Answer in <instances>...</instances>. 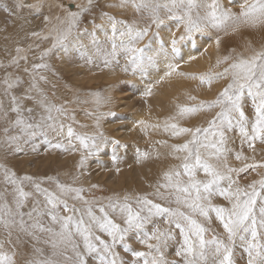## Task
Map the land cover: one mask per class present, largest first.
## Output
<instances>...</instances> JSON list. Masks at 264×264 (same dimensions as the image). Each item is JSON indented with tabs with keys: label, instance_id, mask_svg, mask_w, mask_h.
Returning <instances> with one entry per match:
<instances>
[{
	"label": "snow or ice",
	"instance_id": "1",
	"mask_svg": "<svg viewBox=\"0 0 264 264\" xmlns=\"http://www.w3.org/2000/svg\"><path fill=\"white\" fill-rule=\"evenodd\" d=\"M98 3L99 0H87L86 5H76L77 11L67 9L63 18L57 17L58 26L45 37L51 38L52 47L41 54V61L58 46L67 52L68 43L74 42L80 58L89 64L95 57L105 67L119 66L123 58L126 63L122 70L135 71L155 63L154 57L147 55L150 45H139L149 37L153 26L159 30L165 20L174 21L176 26L170 38L173 60L180 58L178 44L191 39L194 33L264 26V0H243L239 13L225 8L221 0H118L105 3L104 7L130 9L135 14L132 21L117 19L102 10L101 23L96 24L93 17V31L85 30L90 37L89 45H85L80 40V25ZM28 7L39 10L38 5ZM4 11L12 14L8 7ZM149 39L158 41L157 56H169L157 33ZM219 42L217 39V45ZM21 51L16 49L10 66L19 67L21 60H27L19 55ZM221 63L227 65L223 72L199 77L201 84L226 81L216 98L195 107L178 106L181 117L218 109L207 126L179 127L166 121L163 130L170 138L185 137L182 143L157 141L169 149L163 158L176 163L169 164L149 184L151 194L115 193L107 197V204H101L98 198H86L84 194L90 189L75 186L86 175L91 159L96 158L98 167H103L99 157L109 146L113 168L117 174L121 171L117 153L124 145L100 130L103 114L95 116L96 130L91 134L78 133L71 124H65L74 117H69L63 106L52 103L39 87V82L46 80L39 71L48 68L45 63L33 65L29 86L19 94L12 90L22 84L20 77H5L4 99H0V150L5 156L25 153L27 148L36 152L39 141L45 150L78 155V174L72 184H63L55 177L37 180L17 176L12 169L0 165V264H264V172L258 171L264 168V162L257 163L253 158L252 163L242 167L229 164L234 151L230 134L238 135L241 148L247 145L252 152L257 143L264 145V42L256 47L249 41L242 52L225 56L217 61V66ZM167 67L165 76H170L179 65L169 63ZM147 95H151V87L145 92ZM247 102L251 117L245 111ZM139 126L147 134L149 125L140 121ZM153 158L160 160L162 154L136 153L137 164ZM235 159L247 161L248 157L236 152ZM249 171L256 172L259 178L241 184ZM46 183L51 187L43 186ZM26 187L32 190L26 191ZM96 188L98 185H91V189ZM217 197L226 203L215 204ZM29 199L32 207L25 212ZM213 216L222 231L211 226ZM160 221L168 227L161 228ZM174 230L181 237L175 250L178 259H168ZM132 241L145 250L133 247ZM121 249L129 258L121 254Z\"/></svg>",
	"mask_w": 264,
	"mask_h": 264
},
{
	"label": "rangeland",
	"instance_id": "2",
	"mask_svg": "<svg viewBox=\"0 0 264 264\" xmlns=\"http://www.w3.org/2000/svg\"><path fill=\"white\" fill-rule=\"evenodd\" d=\"M6 1L13 7H16L18 3L17 0H0V33H4L8 29L13 30L11 27V21L14 15H10L9 13L4 11V4L7 3ZM46 1L47 0H45V2ZM54 1L55 4L40 3L38 11L35 8L28 7V5L25 4H23L24 6L19 8L16 7V9L19 10L18 13L26 12L27 10L29 14L35 15L36 18L32 20V26L30 25L26 29H24L23 26H19V28L16 30L19 32V35L17 37L19 41H16L17 43L15 42V45H26L28 42V47L22 48V51L19 53L20 56H25L26 53L27 60H21L19 63V67L9 65L5 66L3 65V62L0 61V99H4L3 80L5 77H9V79L20 77V79L22 80V84L20 85V87L12 90L14 94H19L29 86V82L31 80L30 73L32 72L33 65L38 63L47 64V69L39 70L40 74H43L46 77L45 81L39 82V87L45 92L52 103L57 106H63L67 110L69 117H74V120H66L65 124H71L74 130L78 133L91 134L96 130L95 116L103 114L99 122L100 130L103 131L106 136L117 139L122 145H124L123 148L119 149L120 152L118 150L119 156L121 157V163L119 164L121 171L119 172V174H117L114 170V174L116 173V177L113 179V182H109L110 177L113 175V170L109 168L108 163V161L110 160L108 154L111 155V147L109 146L104 152L100 154L99 157V163L102 164L103 167H98L96 158L91 159L89 161V167L85 170L86 175L81 176L80 179L75 182V186H82L85 189H90V191L85 192V197L88 199L98 198L101 204H107V197L112 196L115 193H120L121 195H123L125 192L151 194L153 189L149 187V184L154 183L162 170L169 164H172V162L176 163V161L163 158V154L167 153L169 149L157 143V140L159 141L160 139H162V141H167L168 144L177 142L182 143L185 140L184 136L178 138H170V134L166 133L163 130L165 122L167 121L169 123H176L179 127H206L208 120H210L214 116L215 112L218 111V109L198 111L189 116L181 117L178 115V106H175L177 108L173 110L174 113L172 112L171 115V112H169V115L171 116V118L169 119H163L162 115L160 114L152 115L146 112L138 119L133 120L134 122L132 123L125 121V119L123 118L118 120L119 117H128L129 115L134 114L132 112L134 108H123V104L126 102L125 100L129 99V97L131 96V81L128 78V74L133 73V71L130 69H128V71L122 70L123 66L126 63L124 59L120 60L119 66L113 64L112 66L105 67L103 61L95 57L93 58L94 62L89 64L85 60L80 58V51L66 53L62 51V47L58 46L57 48L52 49L51 52H49V54L44 57L43 61H41V54L52 47L51 38L46 39L45 37H49L50 32L58 26L57 17L63 18L66 15L67 9L77 11V4H87V0ZM29 2H34L33 4L29 5H38V0H31ZM105 3H118V0H99V3L93 9V11L84 17L83 22L80 25V32L82 30H86L87 33H91L93 31V17H95V23L99 24L100 19L97 16L102 10L108 12L110 15H113L116 18H120L128 22L132 21V18L135 14L130 9L127 11L121 9H110L104 7ZM221 3L225 8H230L233 13H239L240 11L239 5L233 7V5L228 2V0H221ZM238 3H243V0L238 1ZM61 5H63V7H61ZM19 16L16 15V17ZM45 17H47V20L45 19ZM174 27L176 30L175 25ZM156 31L157 29L155 28V26H153L151 32L149 33V37H151L152 33ZM86 32H83L81 36H83L87 40V42H90V37L86 34ZM33 33H36L37 36L33 35ZM14 35H16L15 32L13 33V36ZM73 35H75V33ZM200 35L202 37H205L206 40L208 39L209 45L207 44V50L208 52H212V57L207 64L200 66L195 72L191 73V75L188 76V79L183 78L185 80L183 81V86L179 85L180 87H177V89L179 90H176L175 93L171 94V96H175L173 97V100H176V103H182L181 106L184 107H195L200 105L201 103L207 104L208 102H211L216 98L219 91H221L223 87L226 86V81L223 79L213 81L212 84L215 87H219L220 85V89L216 91V95L214 94V97L210 96L209 93L207 94V92L205 91H199V88L197 86V84L200 82L199 77L215 76L217 73L223 72L224 68L227 65L221 63L219 64V66H217V61L222 60L229 54L235 55V53L237 52H242L244 50L245 44H247L249 41H252L254 43V46L259 47L260 43L264 42V26H260L257 28L242 26L237 31H232V29L230 28L227 32L209 29L204 32L194 33L191 40H197V37H199ZM1 37L2 36L0 34V39ZM217 39H219L220 41L219 45H217L216 43ZM193 41L187 42L194 45L195 43ZM15 50L16 48H14L13 51L9 50L12 54L11 58L17 55V52ZM88 54L90 55L91 51H89ZM2 55L10 57L5 49L0 48V58L7 59L1 57ZM60 55H63L64 57L66 56V61H64L65 66L60 61ZM147 55H152V53L147 52ZM6 68H8V70ZM3 69L7 70L6 72H4V74L2 72L4 71ZM25 69H27L28 71H25ZM102 70L104 71V73ZM118 70L120 73L118 72ZM193 77H196V79H193ZM162 80L163 79L155 82L154 85L156 86V88L165 87ZM187 82L189 83L186 84ZM187 85L189 87H187ZM121 92L123 93V95H120L122 94ZM192 92L194 95L191 94ZM196 92L197 94H195ZM128 93H130V96ZM168 99H170V97H168ZM4 102L5 105H7V100H5ZM156 111H160V109H156ZM245 111L251 117L250 114H252V110L250 102L246 103ZM173 117L174 119H172ZM110 120H112V126H109ZM140 121H144L146 125H149L146 130L147 134L141 131V126H139ZM152 125H159V127L154 128L151 127ZM123 127L128 130H132H129L127 134H123ZM117 129L119 132L116 131ZM118 133L119 135H117ZM125 135L128 137H125ZM137 135L139 136V138H137ZM230 135H232V139H234L233 147L230 145V147H232L234 150L232 155H230L229 157V164L231 166L242 167L244 163H252L253 158L257 163L264 162V145H260L259 143H257L255 145L256 151L252 152L248 149L247 145H244L243 148H241V143L238 135ZM0 136H2V132ZM37 144L38 150L36 152H33L30 148H27L25 153H21L20 155L17 154L16 156L11 153L5 156L3 150L0 151V165L7 166L13 171L16 170L15 173L17 174V176L22 177L27 175L32 176L37 180H46L48 177H55L59 179L63 184H72L73 177L78 174L75 167L78 155L61 153L59 150H45V145L41 144L39 141H37ZM132 150L134 151L135 155L137 151L149 152L152 153L153 156L156 152H159L162 154V158L160 160H156L153 158L144 161L143 164L146 167L150 168V172H145L144 167L143 171H141V164H137L136 161L133 162L128 159V153ZM106 151L108 153H106ZM236 152H242V154L244 153L243 156L248 157V160H236ZM12 159H14L15 161H13ZM18 160H20V162ZM13 166H15L14 168L17 169L12 168ZM26 166H30L29 170H27L28 168L26 169ZM22 168H25V171H23ZM137 169L139 170V173L135 171ZM258 171L264 172V168L258 169ZM243 175L245 174H242V176ZM246 175L247 180L241 179V184H246L253 179L259 178L256 172L249 171ZM92 184L98 185V188L91 189ZM43 186L51 187V185L47 183ZM2 187L3 186L0 185V190H2ZM25 190L31 191L32 189L26 187ZM149 198L155 200V197L151 195H149ZM8 200H11V196H8ZM213 202L218 205H224L226 203L219 197L215 198ZM69 203L72 202L69 201ZM31 207L32 200L29 199L23 211L27 212ZM172 207H175V205H172ZM113 219L116 218L113 217ZM116 222L119 223L120 221L117 219ZM159 226L161 228L168 227L162 221L159 222ZM211 226L217 231L222 230L218 228L214 216ZM180 241L181 237L179 235V231L174 230V239L170 241L169 248L167 250L168 254H173V258H170L169 256L168 259H178L176 256H174V251L179 247ZM132 243L133 247H136L138 250H145L142 249L139 244L135 243V241H132ZM120 251L122 255H125V258H129L126 254L123 253L122 249ZM238 264H243V261H239Z\"/></svg>",
	"mask_w": 264,
	"mask_h": 264
},
{
	"label": "bare ground",
	"instance_id": "3",
	"mask_svg": "<svg viewBox=\"0 0 264 264\" xmlns=\"http://www.w3.org/2000/svg\"><path fill=\"white\" fill-rule=\"evenodd\" d=\"M18 3H22L25 5H29V4H33L34 2H29L31 0H17ZM33 1H37V0H33ZM238 1L240 0H232V5L233 7H236L238 5H240V3H238ZM7 2V1H6ZM79 2V1H78ZM40 3L45 4V3H53L55 4L54 0H47L45 2V0H38V6H40ZM65 3V2H64ZM85 3V2H84ZM5 7H8L9 9H11L13 16V20L11 22L12 26H23L24 29H26L27 27H29L30 25L32 26V20H33V14H29L28 11L26 10V12H22V13H18V9H16V7H13L10 5V3L8 4V2L6 4H4ZM59 6V5H57ZM44 8V6H43ZM25 11V9H24ZM21 12V11H20ZM19 16V17H16ZM35 16V15H34ZM99 18V14L97 16ZM36 18V17H35ZM34 18V19H35ZM120 19V18H117ZM101 23V21L99 22V24ZM53 25V24H52ZM175 22L174 21H170V20H165V24L161 26V28L159 30H157L154 33H157L159 36L160 40H163L165 47L169 53V56L167 58H165V56L163 54L160 55H156V53L159 51V44L158 41L153 39L150 40L148 37H145V40L143 42H141V44L139 45L140 47H143L144 45L148 44L150 45L149 49H148V53H152V55L155 57V63L151 66H146L143 69H137L135 71H133L131 68H129L130 70L133 71V73L128 74V78L130 79L131 83H130V91H131V96L130 93L129 94V99L125 100L126 102L123 104V108L125 109H129V108H134L132 110V112L134 114L129 115L128 117H119V119L123 118L125 119V121L132 123L134 122L133 120L138 119L139 117H141L142 115H144L146 112L152 115H156V114H160L162 115L163 119H169L171 118V116L169 115V112H172L174 109H176L177 107L175 106H181L180 103H176L173 100V97L175 96H171L172 93H175L177 89V87H180L179 85L184 84L183 81H185L183 78H187L188 76L191 75V73L195 72L200 66H203L205 64H207L209 62V60H211L210 58L212 57V52L207 50V44H208V39L206 40L205 37H202L201 35L199 37H197V40L195 39L194 41L191 39H186L184 41H181L178 44V48L180 49V58L178 60H173L171 58V48H170V38H171V34L172 32H176L175 30ZM36 26V25H35ZM92 31V30H90ZM15 32V30H11L8 29L6 30L4 33H0L1 34V39H0V48L5 49L8 52V56H4L2 55L1 57L3 58H7V59H2L0 58V61L3 62V65H9V59L11 58L12 54L10 53L9 50L13 51L14 48H26L28 47V42L26 45H15L16 41H19L17 39L19 33H16V35L13 36V33ZM85 32V30L81 31V34ZM204 34V33H203ZM97 35L101 37V39H103V37L101 36L100 32L97 31ZM177 35H179V32H177ZM33 36V35H32ZM37 36V35H36ZM35 37V36H34ZM39 38V37H38ZM27 40V39H26ZM80 40L83 44L85 45H89V42H87V40L81 36ZM227 40V39H226ZM14 41V42H13ZM33 41V40H32ZM36 41V40H35ZM187 41H193L195 44H190ZM17 43V42H16ZM31 45V44H30ZM209 45V44H208ZM25 46V47H24ZM216 46V45H215ZM62 51L65 52L64 48H61ZM206 49V50H205ZM16 51V50H15ZM68 53L71 52H78L77 50V46L74 42H69L68 43ZM66 52V53H67ZM26 56V53H25ZM190 57H195L194 59H190ZM123 58H121L120 60H122ZM217 59V58H216ZM60 61L64 64V61H66V56L64 57L63 55H60ZM169 63L172 64H178L179 67L176 68L175 72L172 73V75L170 76H165V73L167 71H169L167 65ZM79 67V66H78ZM74 68V67H73ZM184 68V69H181ZM8 70V68H6ZM79 69V68H78ZM206 69V66H205ZM4 72H6L7 70L3 69ZM104 70V69H103ZM102 70V71H103ZM108 70V69H107ZM203 71V69H202ZM68 72V71H67ZM119 72V70H118ZM104 73V71H103ZM120 73V72H119ZM200 73V72H198ZM1 74V75H3ZM195 74V73H194ZM98 75V74H97ZM197 75V74H196ZM90 76V75H89ZM99 76V75H98ZM163 77V84L165 85V87H161V88H156V86L154 85L156 81H160L161 78ZM9 78V77H8ZM96 79V78H94ZM188 81V80H187ZM190 82V81H189ZM189 82H187L186 84H188ZM222 83V82H221ZM220 83V84H221ZM153 85V87H152ZM223 85V84H222ZM183 86V85H182ZM199 91H205L207 92V94L209 93L210 96H214L216 95V91H218L220 88L219 87H215L213 84L209 85V84H201V82H199L197 84ZM149 87H151V95H147L145 96V92L149 89ZM185 87V86H184ZM187 87H189L187 85ZM129 88V87H128ZM197 88V87H196ZM190 89V88H189ZM195 89V88H194ZM183 90V89H182ZM119 92V91H117ZM115 92V93H117ZM125 92V91H124ZM190 92V91H189ZM122 93V92H121ZM170 95H168V94ZM119 94V93H118ZM117 94V95H118ZM126 94V93H125ZM193 94V92L191 93ZM197 94V92L195 93ZM215 94V95H214ZM120 95H123L120 94ZM127 95V94H126ZM185 95V94H184ZM183 95V96H184ZM194 95V94H193ZM199 95V94H198ZM197 95V97H198ZM187 96V94H186ZM207 96V95H206ZM127 97V98H128ZM168 97H170V99H168ZM210 98V97H209ZM207 99V98H206ZM120 100V99H119ZM173 100V103H172ZM122 101V100H121ZM117 108V107H116ZM156 109H160V111H156ZM165 109V110H164ZM167 110V111H166ZM120 111V109H119ZM174 113V112H173ZM116 119V118H115ZM114 121V120H113ZM128 123V124H129ZM112 120H110L109 122V126H112ZM131 125V124H130ZM130 130V129H129ZM128 129L123 127V134H127V132L129 131ZM132 130V129H131ZM130 130V131H131ZM117 132L118 129L116 130ZM163 132V131H162ZM131 133V132H130ZM136 133V132H135ZM1 134V132H0ZM119 135V133L117 134ZM141 136V135H140ZM153 136V135H152ZM160 136V135H159ZM166 136V134H165ZM164 136V137H165ZM168 136V135H167ZM117 137V136H116ZM125 137H128L125 135ZM137 138H139V136L137 135ZM166 140V139H165ZM234 140V139H233ZM158 141V140H157ZM159 141H162V139H160ZM178 143V142H177ZM233 147V143L230 144ZM42 147V146H41ZM40 147V148H41ZM2 151V150H0ZM128 151V150H127ZM120 152V150H119ZM136 152V151H135ZM106 153H108L106 151ZM1 154V153H0ZM21 154V153H20ZM19 154V155H20ZM119 155V153H117ZM247 154V153H246ZM245 154V155H246ZM16 156V155H14ZM111 155L108 154V157L110 158ZM5 157V156H4ZM13 157V156H12ZM127 157V156H126ZM24 158V157H23ZM30 158V157H29ZM20 159V158H19ZM128 159H130L131 161L135 162L136 161V155L134 153V151L132 150L131 152L128 153ZM13 161H15L14 159H12ZM21 160V159H20ZM20 160H18L20 162ZM23 160V159H22ZM27 160V159H26ZM41 160V159H39ZM17 161V160H16ZM25 161V160H24ZM34 161V160H33ZM23 162V161H22ZM35 162V161H34ZM126 162V161H125ZM124 162V165H125ZM10 163V162H8ZM14 163V162H13ZM18 163V162H17ZM109 163V168L113 170V175L110 177V181L109 182H113V179L116 177V173L114 174V168L112 165L111 160L108 161ZM121 163V162H120ZM144 163V162H143ZM141 164L140 166V170L143 171V167L145 168V172H150V168L146 167L144 164ZM173 163V162H172ZM9 165V164H8ZM13 165V164H12ZM20 165V164H19ZM18 165V167H19ZM24 165V164H23ZM90 165V164H89ZM149 166V165H148ZM15 166H13L12 168H14ZM22 167V166H21ZM25 167V166H24ZM30 166H26V169L29 170ZM66 168V167H65ZM17 169V168H14ZM25 169V168H24ZM23 168L22 170L25 171ZM65 170V169H64ZM16 171V170H15ZM22 171V172H23ZM137 173H139L138 169L135 170ZM153 171V170H152ZM37 172V171H36ZM44 172V171H43ZM33 173V172H32ZM160 173V172H159ZM30 174V173H29ZM36 174V173H35ZM97 174V173H96ZM148 174V173H146ZM38 175V174H37ZM147 177V176H146ZM145 180V179H144ZM84 181V180H83ZM139 181V180H138ZM143 181V180H142ZM88 183V182H87ZM139 183V182H138ZM101 184V183H100ZM103 184V183H102ZM112 184V183H111ZM143 188V187H142ZM108 189V188H107ZM216 204V203H215ZM222 231V230H221ZM178 241V240H177ZM133 244V243H132ZM135 244V243H134ZM175 252V251H174ZM173 254H168L167 252V256L169 258H173L172 256ZM175 256V255H174Z\"/></svg>",
	"mask_w": 264,
	"mask_h": 264
},
{
	"label": "crops",
	"instance_id": "4",
	"mask_svg": "<svg viewBox=\"0 0 264 264\" xmlns=\"http://www.w3.org/2000/svg\"><path fill=\"white\" fill-rule=\"evenodd\" d=\"M32 17H33V19L35 18L34 15H33ZM12 20H13V19H12ZM11 22H12V21H11ZM11 27H12L13 30H15L16 33H19L18 31H16V30L19 28L18 26H12V25H11ZM78 66H79V65H78ZM250 115H252V114H250ZM243 152H246V151H243ZM243 154H244V153H243Z\"/></svg>",
	"mask_w": 264,
	"mask_h": 264
}]
</instances>
